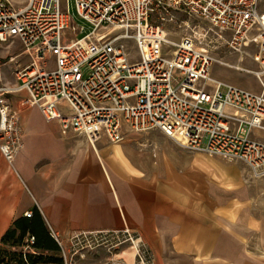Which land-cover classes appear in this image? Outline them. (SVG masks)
Returning <instances> with one entry per match:
<instances>
[{
	"label": "built area",
	"instance_id": "built-area-1",
	"mask_svg": "<svg viewBox=\"0 0 264 264\" xmlns=\"http://www.w3.org/2000/svg\"><path fill=\"white\" fill-rule=\"evenodd\" d=\"M70 1L78 20L69 0L21 6L0 0V43L17 38L28 57L15 70V83L4 79L0 61V154L7 161L22 146L8 95L24 89L47 122L55 120L62 132L71 129L91 144L102 136L121 141L123 127L158 129L186 149L240 159L254 177L264 175V138L253 136L264 131L260 0ZM167 23L189 32L173 40ZM223 42L240 57L246 43L258 47L259 91L209 75L215 61L209 48ZM49 230L64 264H74L80 249L99 245L111 253L110 264H153L146 243L127 226L74 232L66 244ZM124 243L129 253L121 249Z\"/></svg>",
	"mask_w": 264,
	"mask_h": 264
},
{
	"label": "crops",
	"instance_id": "crops-1",
	"mask_svg": "<svg viewBox=\"0 0 264 264\" xmlns=\"http://www.w3.org/2000/svg\"><path fill=\"white\" fill-rule=\"evenodd\" d=\"M0 61L4 79L15 83V70L28 62L17 38L0 43ZM8 97L23 134L11 162L0 154V238L36 208L65 244L74 232L127 226L153 264H264V226L256 209L242 206L240 163L196 161L184 150L192 158L161 149L135 157L123 146L129 138L91 144L47 122L24 89Z\"/></svg>",
	"mask_w": 264,
	"mask_h": 264
},
{
	"label": "rangeland",
	"instance_id": "rangeland-1",
	"mask_svg": "<svg viewBox=\"0 0 264 264\" xmlns=\"http://www.w3.org/2000/svg\"><path fill=\"white\" fill-rule=\"evenodd\" d=\"M25 1L26 0H12L15 6L23 5ZM69 5L70 12L74 15V8L70 0ZM259 9L264 10V0H260ZM180 16L184 17L185 15L181 14ZM74 17L76 18L75 15ZM165 29L168 32H175L170 33V35H168L169 38L173 40H178L180 36L188 34L189 32L188 28H177L172 23H167L165 25ZM98 32L101 35L103 33H107L105 29H100ZM109 32L112 33V31ZM244 48L247 51V54H243L241 57L238 52L231 50L224 42L216 43L215 47L209 48L210 55L213 56L215 59V61L212 62L210 66L209 75L213 78L229 81L239 86L254 91H259L260 84L256 75L254 74V71L258 70V64L254 60V55L257 52L258 47L253 43H246ZM22 134L23 133L21 129V136ZM124 137L129 138L133 145H131L130 142H124L123 146L126 148L127 152L130 153V155L135 157L139 154V150L158 152L159 149H161L162 151L165 150V154L172 152L176 155L175 160L180 159L179 161H183L185 158H192L191 156L189 157L188 153H194V159L196 161H236L240 163L242 167V206H246L248 208L252 207L253 209H256L258 221L262 222L264 226V175L260 177H254L246 166V164L244 163V161L240 159H224L220 156L209 155L202 151H193L186 149L179 145L177 142H175L173 139L164 135L158 129H150L142 132L127 131ZM261 138H264V131L261 134ZM166 142L171 143L177 151L170 149L171 146L167 145ZM183 150L187 151L188 153H183ZM123 247H127V249H129L130 245L128 243H125L123 244ZM94 249L95 247L92 249L89 247H84L83 249H80V251L73 255V263L110 264L112 255L105 247L101 246V251L98 254L93 252ZM129 251L131 250H127L126 253H129ZM114 253H117V250L114 251Z\"/></svg>",
	"mask_w": 264,
	"mask_h": 264
},
{
	"label": "trees",
	"instance_id": "trees-1",
	"mask_svg": "<svg viewBox=\"0 0 264 264\" xmlns=\"http://www.w3.org/2000/svg\"><path fill=\"white\" fill-rule=\"evenodd\" d=\"M0 264H64L61 247L36 208L31 216L16 217L1 236Z\"/></svg>",
	"mask_w": 264,
	"mask_h": 264
},
{
	"label": "bare ground",
	"instance_id": "bare-ground-1",
	"mask_svg": "<svg viewBox=\"0 0 264 264\" xmlns=\"http://www.w3.org/2000/svg\"><path fill=\"white\" fill-rule=\"evenodd\" d=\"M239 64V63H238ZM241 69V68H240Z\"/></svg>",
	"mask_w": 264,
	"mask_h": 264
}]
</instances>
